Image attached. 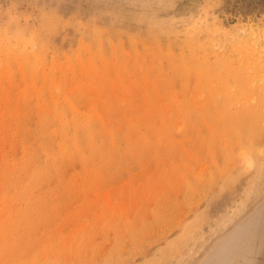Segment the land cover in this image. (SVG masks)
Here are the masks:
<instances>
[{
  "label": "rangeland",
  "instance_id": "obj_1",
  "mask_svg": "<svg viewBox=\"0 0 264 264\" xmlns=\"http://www.w3.org/2000/svg\"><path fill=\"white\" fill-rule=\"evenodd\" d=\"M263 67L264 0H0V264H264Z\"/></svg>",
  "mask_w": 264,
  "mask_h": 264
},
{
  "label": "bare ground",
  "instance_id": "obj_2",
  "mask_svg": "<svg viewBox=\"0 0 264 264\" xmlns=\"http://www.w3.org/2000/svg\"><path fill=\"white\" fill-rule=\"evenodd\" d=\"M264 68V67H263ZM185 71V70H184ZM192 71V70H191ZM193 71H194V69H193ZM192 71V72H193ZM205 71V70H204ZM207 71H208V69H207ZM206 71V72H207ZM210 71V70H209ZM205 72V73H206ZM187 75V74H186ZM186 75H185V77H186ZM206 76H207V74H206ZM208 78H209V76H207ZM185 79V78H184ZM205 79V78H204ZM212 90V89H211ZM213 97V96H212ZM212 99V98H211ZM212 102V101H211ZM228 104V103H227ZM226 104V105H227ZM184 107V106H183ZM225 109V108H224ZM223 109V110H224ZM228 109V108H227ZM199 110H201V108L199 109ZM184 112V111H183ZM221 113V112H220ZM223 119H225V118H223ZM197 121V120H196ZM224 121V120H223ZM215 125V124H214ZM231 131V130H230ZM213 133V132H212ZM208 147V146H207ZM250 164V163H249ZM233 245H228V246H226V247H223L222 248V250H220V251H218V253H216V258H218L217 260V264H231V262L232 261H229V257L231 256V252H232V249H233Z\"/></svg>",
  "mask_w": 264,
  "mask_h": 264
}]
</instances>
